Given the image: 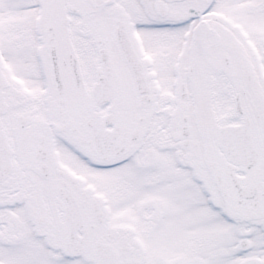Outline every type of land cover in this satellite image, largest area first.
Returning a JSON list of instances; mask_svg holds the SVG:
<instances>
[{
  "label": "snow or ice",
  "instance_id": "1",
  "mask_svg": "<svg viewBox=\"0 0 264 264\" xmlns=\"http://www.w3.org/2000/svg\"><path fill=\"white\" fill-rule=\"evenodd\" d=\"M0 264H264V0H0Z\"/></svg>",
  "mask_w": 264,
  "mask_h": 264
}]
</instances>
